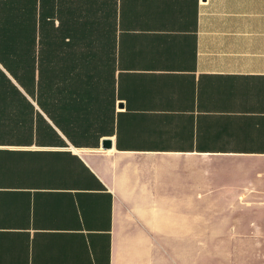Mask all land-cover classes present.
Wrapping results in <instances>:
<instances>
[{
	"label": "crops",
	"instance_id": "1",
	"mask_svg": "<svg viewBox=\"0 0 264 264\" xmlns=\"http://www.w3.org/2000/svg\"><path fill=\"white\" fill-rule=\"evenodd\" d=\"M0 264H264V0H0Z\"/></svg>",
	"mask_w": 264,
	"mask_h": 264
},
{
	"label": "water",
	"instance_id": "2",
	"mask_svg": "<svg viewBox=\"0 0 264 264\" xmlns=\"http://www.w3.org/2000/svg\"><path fill=\"white\" fill-rule=\"evenodd\" d=\"M111 147V140L107 139L103 141V148H109Z\"/></svg>",
	"mask_w": 264,
	"mask_h": 264
}]
</instances>
